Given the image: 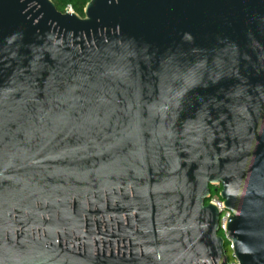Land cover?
<instances>
[{"label": "water", "instance_id": "95a60500", "mask_svg": "<svg viewBox=\"0 0 264 264\" xmlns=\"http://www.w3.org/2000/svg\"><path fill=\"white\" fill-rule=\"evenodd\" d=\"M227 243L264 264V0H0V264Z\"/></svg>", "mask_w": 264, "mask_h": 264}, {"label": "trees", "instance_id": "16d2710c", "mask_svg": "<svg viewBox=\"0 0 264 264\" xmlns=\"http://www.w3.org/2000/svg\"><path fill=\"white\" fill-rule=\"evenodd\" d=\"M55 4L57 10L61 13H66L69 10H72L74 13L79 15L80 17H84V9L87 5V3L90 0H52ZM220 187H215L211 189V195L215 196L218 195L220 192ZM221 236H224L223 231H220L219 233ZM226 250H230V244L227 243Z\"/></svg>", "mask_w": 264, "mask_h": 264}, {"label": "built area", "instance_id": "2783aa9c", "mask_svg": "<svg viewBox=\"0 0 264 264\" xmlns=\"http://www.w3.org/2000/svg\"><path fill=\"white\" fill-rule=\"evenodd\" d=\"M207 203H213V204L217 205L218 209L221 211L220 227L224 228L225 222L231 214L228 211L224 210L223 201L220 199L219 194L215 195V196L211 195V198L209 199V201ZM229 264H239V262L233 258V260L229 261Z\"/></svg>", "mask_w": 264, "mask_h": 264}, {"label": "rangeland", "instance_id": "374dc122", "mask_svg": "<svg viewBox=\"0 0 264 264\" xmlns=\"http://www.w3.org/2000/svg\"><path fill=\"white\" fill-rule=\"evenodd\" d=\"M72 10H69L68 12H71ZM73 12V11H72ZM232 253H231V251L230 250H228L227 251V255H228V257H229V259L230 260H233V258H232V255H231Z\"/></svg>", "mask_w": 264, "mask_h": 264}]
</instances>
